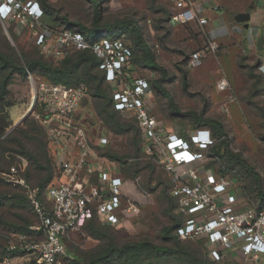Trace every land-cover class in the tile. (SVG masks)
I'll list each match as a JSON object with an SVG mask.
<instances>
[{"label": "rangeland", "instance_id": "rangeland-1", "mask_svg": "<svg viewBox=\"0 0 264 264\" xmlns=\"http://www.w3.org/2000/svg\"><path fill=\"white\" fill-rule=\"evenodd\" d=\"M34 1L43 8V0ZM45 2L51 5L54 11L50 13L45 10L47 14L45 13L42 21L53 29L80 28L79 24L94 28V17L98 9L95 4L99 2L102 16L99 24L103 26L101 29L105 33L118 36L129 46L136 63L133 74L145 77L154 84L157 79L163 77L164 72L167 73V80L162 83V87L174 97L178 109L176 110L169 97L157 88L151 105L152 112L160 120L163 129L189 138L198 128L192 117L187 116L191 111L203 112L207 117L220 120L224 125L225 135L217 138L220 153L214 154L215 157L210 159L211 168L242 179L247 196L252 200L260 199L254 176L240 164L229 162L221 156L225 150V145L221 142L225 140L232 153L246 159L260 174L264 189V72L260 69L258 57L245 51L244 41L237 40L234 34L226 32L217 39L212 38L196 23L178 25L171 22L174 27L171 26L168 19L178 9L173 0ZM126 22L129 24L117 26ZM137 27L153 52L155 64L149 63L146 54L136 42L134 30ZM36 30L37 25L32 28L30 23L22 20L0 19V49L17 55L22 66H26L27 60L62 66L67 58H72L79 52L75 48L43 50L36 43ZM211 43L217 46V53L208 54L200 62H194L193 53L205 49ZM78 73L82 75V69L78 68ZM91 74L98 75L99 71L96 68L91 69ZM224 76L231 81L232 88L227 91L218 88ZM33 80L39 86L46 83L48 78L37 68L33 72L17 73L9 86L14 102L8 109L12 120L10 127L16 122L12 117L24 114L37 94ZM80 83L86 84L87 95L77 108L75 120L88 131L92 140L91 147L95 152L98 155L117 153L123 157V161H140L143 166L148 167L136 178H131L123 173L120 163L112 160L113 168L119 170L128 180L130 197L142 204L141 213L127 218L120 226H108L98 222L90 228L88 222L84 223L67 238L69 259L63 260L61 264H89V261L95 258L99 259L97 264H191L175 254H154L145 262H141L135 258L122 259L117 256L118 253L107 251L109 244L121 246L143 240L176 247L175 249L179 250L171 238L174 232L166 233L167 228L174 222L171 181L169 174L153 163L144 143L142 150L141 131L138 134L137 129L140 128L136 119L117 113L112 108V85L104 82L99 89L96 78ZM226 102L230 114L223 110ZM26 119L27 123L24 119L17 126L21 129L20 132L14 135L15 139L25 143L26 148L17 145L15 139L0 148V261L10 257L13 264H22L23 259L18 256L21 253L14 254L7 246L18 241L17 236L21 233L19 227L35 224L37 217L26 200L25 188L10 179L22 177L31 188L39 187L41 199L47 202L46 186L43 187L42 183L46 180L48 169L55 170L62 156V142L55 144L50 131L52 128L57 129L56 134L62 139L63 125L44 124L43 109L38 101L33 113ZM117 122L126 131L116 132L121 128ZM102 135L108 139L104 145L99 144ZM32 140L36 141V144L32 143ZM7 148L10 151H7ZM22 150H37L40 153L45 151V158L40 161L41 166L31 163L28 157L20 152ZM151 178L150 187H147ZM33 239H40V236H33ZM181 246L194 255L209 259L211 264H257L256 259L247 258L232 250L216 258L201 240L183 238ZM261 259V262H264V255Z\"/></svg>", "mask_w": 264, "mask_h": 264}, {"label": "built area", "instance_id": "built-area-1", "mask_svg": "<svg viewBox=\"0 0 264 264\" xmlns=\"http://www.w3.org/2000/svg\"><path fill=\"white\" fill-rule=\"evenodd\" d=\"M185 1L171 21L206 27L208 18L198 13L196 3ZM260 9L264 10V0ZM44 15L37 1L0 0V19L22 20L32 28L37 25L36 43L43 50L88 49L94 54L106 81L112 85L115 109L137 120L149 156L170 176L180 217L177 235L204 240L216 258L232 250L259 261L264 255V201L250 199L242 179L209 167L217 144L212 130L199 127L189 138L165 131L152 112L153 87L147 78L133 74L132 53L124 40L109 35L87 37L74 29H53L42 21ZM217 51L211 43L195 51L193 61L200 62ZM32 83L37 87L44 124L63 125L62 139L56 134L57 129L50 131L55 144L62 142V156L56 165L58 174L46 190L47 202L41 199L39 188H31L24 178L10 179L25 188L37 222L30 226L31 234L19 233L18 241L11 242L7 249L21 253L18 256L23 259L22 264H59L69 256L67 238L84 223L97 218L104 224L120 226L127 218L140 214L142 204L130 197L128 180L113 168L111 160L95 152L88 131L76 123L77 108L87 94L86 84ZM218 88L230 90V79L224 76ZM223 107L230 114L228 106ZM107 142L102 135L99 144ZM0 264L13 261L5 257Z\"/></svg>", "mask_w": 264, "mask_h": 264}, {"label": "trees", "instance_id": "trees-1", "mask_svg": "<svg viewBox=\"0 0 264 264\" xmlns=\"http://www.w3.org/2000/svg\"><path fill=\"white\" fill-rule=\"evenodd\" d=\"M43 1H44L43 2L44 12L46 13V11H47V12L53 13L54 10H53L52 6L47 4L45 2V0H43ZM94 1H96V0H94ZM95 5H96V7H98L97 12L95 13V17H94V21H95L96 26L94 28L90 29V28H87V27L79 24L80 28H73V29L83 32L87 37H96V36H100V35H109V36H113V37H118V36L111 35V34H108V33H105L102 31L101 28L103 26H101L99 24L100 19L102 17L101 16L100 3L96 2ZM171 17L168 19V21H169V24L171 26H173V24L171 23L172 22ZM128 24L129 23H127V22L126 23H119L117 26H124V25H128ZM188 24H190V23H188ZM188 24H185V25H188ZM180 25H183V24H180ZM67 29H70V28H67ZM61 30H64V29H61ZM134 32L136 33V42H137L138 46L146 54V57H147L149 63L155 64V57L153 55V52L151 51L149 44L144 39L143 34L141 33L140 29L137 27V28H135ZM77 50H79V52L77 53L76 56H74L76 58H74V57L67 58L63 62L62 66H53L52 64L47 63L45 61H33V60H27L26 66H22L19 62V57L17 55L8 54V53H6L0 49V148L7 142H14L13 141L15 139L14 135L16 133L20 132V130H21L20 128L16 127L11 132H9L4 138H2L7 133L10 126L12 125V120H11L8 109L14 105V102L12 100V97H13L12 91L10 90L9 86L12 84L13 79L17 73H20V72L28 73L29 71L33 72L38 68V69L42 70L44 75L48 78L47 81L53 82L55 84H64V85H68V86H72L73 84L77 85L80 82H88V80L90 78H96L98 80V88L99 89L102 88V85L104 82L108 83L105 79L104 72L99 68V61L94 56V54L88 49H86V50L77 49ZM134 59L135 58H133V57L131 58L132 67H133L131 69L132 72L134 71L135 66H136V63H134ZM78 68L82 69V75H80L78 73ZM95 68L99 71L98 75H92L91 74V69H95ZM166 80H167V73L166 72H164L163 77L157 79L154 84L149 80L152 87H153V98L156 95V88H157V90H159L160 92H162L163 94H165L166 96L169 97L172 105L177 110L178 107H177V104L175 102L174 97L166 89H164L162 87V83ZM110 101H111L112 108L114 109V111L122 114L120 111L116 110L114 105H113L112 89H111ZM187 116L192 117V119L196 123V127H198V128L199 127L210 128L213 132V135L216 138L220 139L225 135L224 125L220 120L215 119V118H211V117H207L205 115V113H203V112L200 113V112H196V111H191V112L187 113ZM27 120L28 119H25V123H27ZM117 125L121 126V128L118 129L116 132L122 133V132L126 131V129L122 128V125H120L119 122H117ZM139 128H140V126H139ZM137 130H138V134L141 131L142 144L143 143L145 144V140H144L141 128L137 129ZM15 142L21 148H26L25 147L26 145H25V143L22 142V140L15 139ZM32 143L36 144V141L32 140ZM221 143H223L225 145V150L221 154V156L224 159L228 160L229 162L240 164L251 175L254 176V178L256 180V190L258 193V198H260V199H257V198H255V199H257L256 201H260V202L264 201V189H263V185L261 182L260 174L256 171V169L246 159H244L243 157H241L238 154L232 153L229 150L227 141L223 140ZM144 144L142 145V150H144ZM44 148H45V144H44ZM6 150L10 151V149H8V148ZM20 152L22 154H25L28 157V159L31 161V163H34L37 166H41L40 161H42L46 155L45 151H42V153H40L37 150H35V151H28V150L24 151V150H22ZM213 153L214 154L220 153L218 143L213 147ZM100 156L106 157L111 161L113 160V161L120 163V165L123 168V173H125L126 176H129L131 178H136L145 168L148 167L147 165L143 166L140 161H136L135 163H128V161H123L122 156L118 155L117 153H113V152H107L104 155H100ZM208 165H209V167H211L210 162ZM43 168H45V167H43ZM218 173L221 174V172H218ZM57 174H58L57 167H55V170H53L52 168L48 169V175L46 177V180L44 183H42L43 187L46 186V190H47V187L54 182ZM222 174L230 175L228 173H222ZM230 176H232V175H230ZM123 177L125 178V176H123ZM148 181H149V183H147L148 184L147 187H150V181H152V178L149 179ZM170 195H171V198L173 201L174 222L171 226H169L167 228L166 233L174 232V234L172 235L171 238L174 239L175 245L179 248L178 251L175 249L176 247H170L168 245H157V244H154V243L147 241V240L134 242V243H126V244H123L121 246H117L115 244H109L107 251L116 252V254L118 253L117 256L119 258H122V259L123 258L124 259L135 258L138 261L141 260V262H145L154 254H157V255L175 254L176 256L180 255L181 258L190 261L189 263H191V264H211V261L209 259H203L197 255H194L191 252H189L187 249H185L184 247L181 246L182 245V238H180L177 235V228H178L179 223H180V217L176 211L177 200L172 195L171 190H170ZM26 200L29 202L27 195H26ZM31 207H32V205H31ZM32 209H33V207H32ZM33 211H34V209H33ZM34 213H35V211H34ZM35 215H36V213H35ZM98 222L103 224V225H107V224L100 222L97 218H92L88 221V226L91 228L92 226H94ZM30 226L31 225H28V226H25L24 228L21 226V227H19V229H21L20 230L21 233L24 232L27 234L28 233L31 234ZM108 226H112V225H108ZM195 240H201V239H195ZM201 241H204V240H201ZM12 253L16 254L17 252L14 251ZM66 259H69V256L62 258L59 264H61L62 261L66 260ZM98 260L99 259L95 258L94 260L89 261V264H97ZM147 264H150V263L148 262Z\"/></svg>", "mask_w": 264, "mask_h": 264}, {"label": "crops", "instance_id": "crops-1", "mask_svg": "<svg viewBox=\"0 0 264 264\" xmlns=\"http://www.w3.org/2000/svg\"><path fill=\"white\" fill-rule=\"evenodd\" d=\"M177 5V10L182 9L187 2L185 0H173ZM196 3L198 13L208 18L206 27L210 37L217 39L223 33H232L237 40L245 42V51L254 54L260 62V69L264 72V42L263 47L259 48L258 43L261 37H264V10L260 9L263 0H193ZM183 4V5H182ZM241 12H250L251 19L249 27L246 23H240L235 16ZM192 24V23H190ZM197 24V23H196ZM180 25V24H178ZM254 48H256L254 50ZM232 101H230L231 103ZM224 105H227L226 102ZM230 109V108H229ZM231 112V111H230ZM23 114L12 117L15 121ZM260 260L257 264H264Z\"/></svg>", "mask_w": 264, "mask_h": 264}, {"label": "water", "instance_id": "water-1", "mask_svg": "<svg viewBox=\"0 0 264 264\" xmlns=\"http://www.w3.org/2000/svg\"><path fill=\"white\" fill-rule=\"evenodd\" d=\"M236 20L240 23H246V27H249V21L251 19V13L250 12H241L238 13L235 16ZM263 42H264V37H261L259 43H258V47L262 48L263 47ZM36 102H37V95L34 96V99L31 103V106L26 110V112L23 114V116L21 117L20 120L16 121L12 127L9 128V130L7 131V133L2 137L4 138L9 132H11L14 128H16L20 123L23 122L24 119H26L30 114L33 113L34 108L36 106Z\"/></svg>", "mask_w": 264, "mask_h": 264}, {"label": "bare ground", "instance_id": "bare-ground-1", "mask_svg": "<svg viewBox=\"0 0 264 264\" xmlns=\"http://www.w3.org/2000/svg\"><path fill=\"white\" fill-rule=\"evenodd\" d=\"M34 99V98H33ZM31 106V105H30Z\"/></svg>", "mask_w": 264, "mask_h": 264}]
</instances>
